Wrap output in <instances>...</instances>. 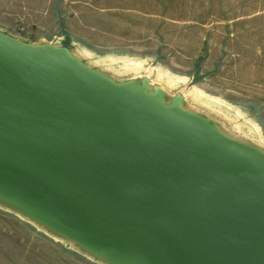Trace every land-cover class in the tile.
<instances>
[{"label":"water","instance_id":"95a60500","mask_svg":"<svg viewBox=\"0 0 264 264\" xmlns=\"http://www.w3.org/2000/svg\"><path fill=\"white\" fill-rule=\"evenodd\" d=\"M149 86L0 31V203L107 264H264V151Z\"/></svg>","mask_w":264,"mask_h":264},{"label":"rangeland","instance_id":"374dc122","mask_svg":"<svg viewBox=\"0 0 264 264\" xmlns=\"http://www.w3.org/2000/svg\"><path fill=\"white\" fill-rule=\"evenodd\" d=\"M0 31L67 47L264 151V0H0ZM0 264H107L0 203Z\"/></svg>","mask_w":264,"mask_h":264},{"label":"bare ground","instance_id":"6f19581e","mask_svg":"<svg viewBox=\"0 0 264 264\" xmlns=\"http://www.w3.org/2000/svg\"><path fill=\"white\" fill-rule=\"evenodd\" d=\"M150 87V86H149Z\"/></svg>","mask_w":264,"mask_h":264}]
</instances>
